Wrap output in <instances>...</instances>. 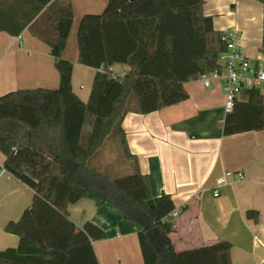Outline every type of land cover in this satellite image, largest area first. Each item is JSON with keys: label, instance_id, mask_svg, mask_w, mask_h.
Masks as SVG:
<instances>
[{"label": "trees", "instance_id": "trees-1", "mask_svg": "<svg viewBox=\"0 0 264 264\" xmlns=\"http://www.w3.org/2000/svg\"><path fill=\"white\" fill-rule=\"evenodd\" d=\"M263 5L264 47V0ZM204 0H108L101 13L82 16L77 32L80 64L97 70L87 101L73 90L74 64L64 57L74 20L71 0H0V31L26 28L45 42L59 73L56 88L11 90L0 96L3 168L34 191L32 204L5 231L20 237L0 250V264H99L93 240L99 225L83 227L68 205L83 198L112 203L138 232L144 264H231V244L219 240L185 250L167 244L176 206L154 197L122 126L130 112L150 113L188 98L185 83L218 66L223 31L203 11ZM116 63L130 68L114 77ZM264 129L261 88L241 91L227 113L224 134ZM254 217L256 211L249 212Z\"/></svg>", "mask_w": 264, "mask_h": 264}, {"label": "crops", "instance_id": "crops-1", "mask_svg": "<svg viewBox=\"0 0 264 264\" xmlns=\"http://www.w3.org/2000/svg\"><path fill=\"white\" fill-rule=\"evenodd\" d=\"M71 1L74 20L69 36L74 33L76 42L75 23L86 13H101L108 0ZM204 1V14L212 17L214 28L234 35L252 64L263 68L262 3ZM70 39L64 57L74 64L73 90L87 101L97 70L79 63V50ZM129 68L116 63L109 69L113 76L123 77ZM58 85L55 59L45 42L28 28L17 36L0 31V96L15 89ZM185 88L186 100L150 113L130 111L122 121L128 146L148 176L151 194H169L181 209L167 244L185 250L227 240L231 264H264V129L225 135L227 113L220 83L206 87L198 77L187 81ZM3 162L0 151V250L19 245L20 237L4 227L18 220L34 199V191L5 170ZM227 170L235 175L215 197L216 179ZM252 211L258 216L249 214ZM68 212L79 227L91 221L105 231L104 239L92 242L99 264H144L140 226L125 219L114 204L98 207L94 200L83 198L69 204Z\"/></svg>", "mask_w": 264, "mask_h": 264}, {"label": "built area", "instance_id": "built-area-1", "mask_svg": "<svg viewBox=\"0 0 264 264\" xmlns=\"http://www.w3.org/2000/svg\"><path fill=\"white\" fill-rule=\"evenodd\" d=\"M223 39L227 42V49L219 55L218 66L212 71L202 73L199 79L206 87L211 86L213 82L220 83L225 94V113H231L241 91L248 88H264V68L252 64L249 57L238 47L234 35L224 32ZM237 174L239 178H243V173ZM234 175V171L227 170L216 179L213 189L215 197L220 195V188ZM180 214L181 209L175 208L165 219L175 223Z\"/></svg>", "mask_w": 264, "mask_h": 264}, {"label": "rangeland", "instance_id": "rangeland-1", "mask_svg": "<svg viewBox=\"0 0 264 264\" xmlns=\"http://www.w3.org/2000/svg\"><path fill=\"white\" fill-rule=\"evenodd\" d=\"M75 25H77V26H75V28H76V42H75V34L74 33L71 34L72 35L71 36V39H70V36L68 37V39L71 40V43H72V40H74V45H75L76 49H78L77 32H78V26H79V24H77V22H76ZM68 39H67V43L66 44H68V42H70V41H68ZM263 68H264V64H263ZM79 84H83V83L80 82ZM262 93L264 94V88H262Z\"/></svg>", "mask_w": 264, "mask_h": 264}]
</instances>
